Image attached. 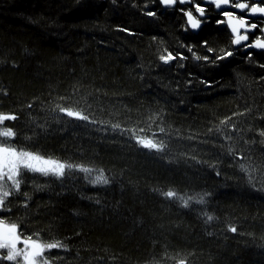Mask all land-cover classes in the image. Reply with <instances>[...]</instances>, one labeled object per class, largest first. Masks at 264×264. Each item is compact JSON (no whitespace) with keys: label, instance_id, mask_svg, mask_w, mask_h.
<instances>
[{"label":"trees","instance_id":"obj_1","mask_svg":"<svg viewBox=\"0 0 264 264\" xmlns=\"http://www.w3.org/2000/svg\"><path fill=\"white\" fill-rule=\"evenodd\" d=\"M180 7L0 0V112L19 117L4 125L17 132L12 145L103 170L110 181L24 175L0 219L23 236L66 244L45 253L51 264H264V54L249 60L233 48L211 5L196 33ZM165 50L186 59L165 65ZM224 51L234 55L211 62ZM133 133L163 142L164 152L141 148ZM168 190L196 199L184 208L162 195Z\"/></svg>","mask_w":264,"mask_h":264},{"label":"snow or ice","instance_id":"obj_2","mask_svg":"<svg viewBox=\"0 0 264 264\" xmlns=\"http://www.w3.org/2000/svg\"><path fill=\"white\" fill-rule=\"evenodd\" d=\"M113 3H115V0H113ZM159 4L165 8H173L176 5H188L187 9L180 7L178 11L186 18V23L191 30H198L202 27V24L208 22L206 5H214L216 10H221L222 7L238 10L240 14L233 10L219 11L223 19L216 20V24L218 26L226 25L230 30L232 37L231 45L240 46L247 50H261V53L264 54V38L257 36L255 40L249 42L250 34H254L258 28L261 33H264V27H260L257 23L249 22V17H256L258 14L260 17H264V0H260V2H256V0H240V2H234V0H199V2L197 0H159ZM145 14L149 17L156 16V12L153 11H148ZM121 30L127 31V29ZM187 30L186 28L185 31ZM202 44L207 48L209 53L214 52L213 48L208 47V41H203ZM165 51L166 54L159 55V60L165 65L177 59H186L182 53L178 52L176 55H173L171 51ZM188 51L191 52L192 48L189 47ZM193 55L195 56L194 53ZM233 55V51H224L223 55L216 56L211 62L215 63L217 60H224ZM246 56L249 60H252L253 51H247ZM195 58L205 61H209L210 59L209 56H195ZM258 66L264 69V64H258ZM261 79L264 80V77H261ZM28 107L32 108V104H29ZM56 110L69 118L92 124L97 123L94 120H90L89 116L85 115L82 110H73V108L60 105L56 106ZM235 115L238 114L233 113V116ZM239 115H243V113H239ZM18 119L19 117L15 113L0 112V212L11 211L10 208H6V201L14 193L20 192L22 180L26 173H38L44 177H52L55 180H64L66 177H71L79 172L84 173V178L93 186L108 185L110 183L109 178L104 174L103 170L98 175L89 179V176L94 171L90 167L64 162L50 156L41 155L38 152L27 151L23 148L18 149L13 146L12 140L17 136V132L12 127H5L4 125L6 121H17ZM231 119V117H226L225 120L221 121V124H227ZM112 128L120 129L122 132L131 131L121 129L119 124L112 125ZM232 128L235 130V125ZM159 131L163 133L164 129L160 128ZM152 135L155 136L156 134L153 133ZM260 135L264 136V132H261ZM226 138L230 139L231 137ZM133 139L141 148L152 150L156 153H162L166 148L163 142H158L150 137L146 138L133 133ZM231 151L229 149V152ZM238 159L243 160L245 158L240 156ZM240 167L242 170L248 171L245 164H240ZM26 195L27 193H25ZM162 195L169 199H178L184 208H188L190 202L196 199L191 196L185 199L182 196H177V193L172 190L163 192ZM205 195L209 194L206 193ZM196 202L199 204L205 203L204 197L201 196ZM27 205L28 202L25 200L23 206L26 208ZM205 215L207 217L206 222L214 219L212 215L207 213ZM228 230L233 233L237 232L235 226H229ZM34 235L36 238H33V236H23L19 231L18 224H9L5 220L0 219V250H6V254L0 252V260L14 262V264H51L45 257L47 251L52 249H67V245L62 244L59 240L46 243L39 239L38 233ZM18 245H23V247H18ZM178 264H186V261L181 259L178 261Z\"/></svg>","mask_w":264,"mask_h":264},{"label":"flooded vegetation","instance_id":"obj_3","mask_svg":"<svg viewBox=\"0 0 264 264\" xmlns=\"http://www.w3.org/2000/svg\"><path fill=\"white\" fill-rule=\"evenodd\" d=\"M234 2H240V0H234ZM256 2H260V0H258V1H256ZM181 6V5H180ZM184 6H187L188 7V5H184ZM206 6H208V5H206ZM213 8H214V5H211ZM214 10L215 11H217L215 8H214ZM227 10H233V11H237V13L238 14H240L239 12H238V10H234V9H227ZM217 12H219V11H217ZM195 14V13H194ZM206 17H207V13H206ZM222 19H223V17H222ZM249 22L250 23H257L260 27H264V19H262L261 17H249ZM228 31V30H227ZM242 32H243V30H242ZM229 33V32H228ZM229 35H230V33H229ZM231 36V35H230ZM257 36H260L261 38H264V35H263V33H261L260 31H259V28L257 29V30H255V32H254V34H250V40H249V42L250 41H252V40H255L256 39V37ZM232 38V37H231ZM233 46V45H232ZM233 48H235V49H239L241 52H242V50H243V47H240V46H237V47H234L233 46ZM249 51H253V52H259V51H261V50H249ZM243 53V52H242Z\"/></svg>","mask_w":264,"mask_h":264},{"label":"water","instance_id":"obj_4","mask_svg":"<svg viewBox=\"0 0 264 264\" xmlns=\"http://www.w3.org/2000/svg\"><path fill=\"white\" fill-rule=\"evenodd\" d=\"M256 1H258V0H256ZM215 8V7H214ZM227 9H230V8H225V7H222V9L221 10H217V11H222V10H227ZM195 15V14H194ZM256 17H260L259 16V14L256 16ZM185 18V17H184ZM262 19H264V17H261ZM185 23H186V18H185ZM203 25V24H202ZM186 26H187V28L192 32V33H196L198 30H191L190 29V27L187 25V23H186ZM226 26V25H225ZM226 28H227V26H226ZM227 30H228V32L230 33V30L227 28ZM231 35V34H230ZM263 35H264V33H263ZM234 46V45H233ZM234 47H237V46H234ZM247 51H249V50H247V49H244L243 48V50H242V52H247Z\"/></svg>","mask_w":264,"mask_h":264},{"label":"rangeland","instance_id":"obj_5","mask_svg":"<svg viewBox=\"0 0 264 264\" xmlns=\"http://www.w3.org/2000/svg\"><path fill=\"white\" fill-rule=\"evenodd\" d=\"M92 174H93V173H92ZM92 174H91V175H92ZM95 175H97L96 172L93 174V177H94ZM18 247H23V245H18ZM1 251H2L4 254H6V250H1ZM45 257H46V256H45Z\"/></svg>","mask_w":264,"mask_h":264},{"label":"bare ground","instance_id":"obj_6","mask_svg":"<svg viewBox=\"0 0 264 264\" xmlns=\"http://www.w3.org/2000/svg\"><path fill=\"white\" fill-rule=\"evenodd\" d=\"M164 7V6H163Z\"/></svg>","mask_w":264,"mask_h":264}]
</instances>
